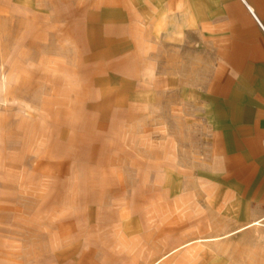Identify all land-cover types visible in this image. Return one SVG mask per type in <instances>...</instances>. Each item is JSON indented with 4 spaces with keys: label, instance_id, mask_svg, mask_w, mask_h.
<instances>
[{
    "label": "rangeland",
    "instance_id": "374dc122",
    "mask_svg": "<svg viewBox=\"0 0 264 264\" xmlns=\"http://www.w3.org/2000/svg\"><path fill=\"white\" fill-rule=\"evenodd\" d=\"M72 7L0 0V264H264V216L226 218L200 121L107 108Z\"/></svg>",
    "mask_w": 264,
    "mask_h": 264
},
{
    "label": "crops",
    "instance_id": "0c3cea01",
    "mask_svg": "<svg viewBox=\"0 0 264 264\" xmlns=\"http://www.w3.org/2000/svg\"><path fill=\"white\" fill-rule=\"evenodd\" d=\"M74 1L103 104L181 102L226 218L264 216V0Z\"/></svg>",
    "mask_w": 264,
    "mask_h": 264
}]
</instances>
